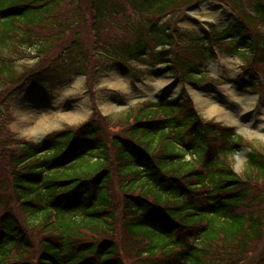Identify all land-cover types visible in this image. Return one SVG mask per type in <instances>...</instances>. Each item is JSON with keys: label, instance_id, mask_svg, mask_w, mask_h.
Listing matches in <instances>:
<instances>
[{"label": "trees", "instance_id": "obj_1", "mask_svg": "<svg viewBox=\"0 0 264 264\" xmlns=\"http://www.w3.org/2000/svg\"><path fill=\"white\" fill-rule=\"evenodd\" d=\"M203 1L0 0V119L25 82L82 74L92 88L100 64L124 69V59L198 81L217 50L244 65L237 83L256 91L264 0H213L230 8L231 24L203 37L177 30L176 18ZM256 144L203 120L189 99L164 97L111 116L93 107L80 126L36 143L0 133V264H259Z\"/></svg>", "mask_w": 264, "mask_h": 264}, {"label": "rangeland", "instance_id": "obj_2", "mask_svg": "<svg viewBox=\"0 0 264 264\" xmlns=\"http://www.w3.org/2000/svg\"><path fill=\"white\" fill-rule=\"evenodd\" d=\"M203 4L200 10L184 11L177 17V21L183 17L182 24L178 26L182 32L194 33V36L206 35L211 28L209 22L219 27L222 23H232L235 18L231 10L221 3L204 1ZM260 31L264 33V27H260ZM34 63L28 61L27 65ZM126 65L133 69L124 76L115 64H100L92 88L88 87L83 75L65 79L64 84L50 79L23 83L4 103L0 119L2 137L9 133L18 140L39 141L64 128L80 126L92 116L93 107L103 116H111L149 99L155 100L158 95L175 97L184 91L191 96L203 119L234 128L248 142L255 140L258 143L256 147L264 146V77L255 80L259 83L257 93L238 91L232 81L243 76L244 67L239 60L225 57L212 64L208 71L215 83L209 88H203L204 84H183L177 78L160 76L161 65L147 64L144 67L133 62ZM244 97L253 102H245ZM200 101L203 104L206 101L211 107L203 109ZM211 108H215L216 112L210 114ZM244 152L239 151L233 157L237 172L242 170ZM252 261L264 264V251Z\"/></svg>", "mask_w": 264, "mask_h": 264}, {"label": "bare ground", "instance_id": "obj_3", "mask_svg": "<svg viewBox=\"0 0 264 264\" xmlns=\"http://www.w3.org/2000/svg\"><path fill=\"white\" fill-rule=\"evenodd\" d=\"M218 10H219V8H218ZM209 18V17H208ZM117 84H118V82H117ZM245 98V102H253L252 100L251 101H248V99L246 98V97H244ZM203 101H200V105L202 106V108L204 109V108H209V107H211V105H209V103L208 104H206V101H205V103L203 104ZM250 105H252V103H250ZM243 110H245V107H243ZM214 112H216V109L215 108H211L210 110H209V113L211 114V113H214ZM74 115H77V114H74ZM237 117V116H236ZM263 126V125H262ZM260 135V134H259Z\"/></svg>", "mask_w": 264, "mask_h": 264}, {"label": "water", "instance_id": "obj_4", "mask_svg": "<svg viewBox=\"0 0 264 264\" xmlns=\"http://www.w3.org/2000/svg\"><path fill=\"white\" fill-rule=\"evenodd\" d=\"M202 5H204V4H202ZM198 7H199V5H195V6L191 7V8H189L187 11H191L193 9H197Z\"/></svg>", "mask_w": 264, "mask_h": 264}]
</instances>
